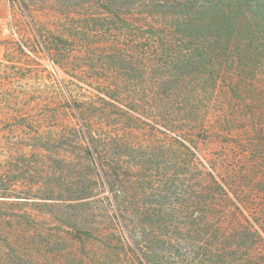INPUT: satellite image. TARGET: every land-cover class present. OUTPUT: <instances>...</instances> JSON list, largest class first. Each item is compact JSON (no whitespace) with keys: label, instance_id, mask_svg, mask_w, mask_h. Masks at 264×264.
Listing matches in <instances>:
<instances>
[{"label":"rangeland","instance_id":"obj_1","mask_svg":"<svg viewBox=\"0 0 264 264\" xmlns=\"http://www.w3.org/2000/svg\"><path fill=\"white\" fill-rule=\"evenodd\" d=\"M148 2L0 0V264H128L112 189L157 264H264V53L209 87Z\"/></svg>","mask_w":264,"mask_h":264},{"label":"trees","instance_id":"obj_2","mask_svg":"<svg viewBox=\"0 0 264 264\" xmlns=\"http://www.w3.org/2000/svg\"><path fill=\"white\" fill-rule=\"evenodd\" d=\"M143 8L153 19V26L160 29L155 34L162 50L159 57L176 59V67L181 69L192 67L209 87L217 81L212 73L227 68L228 62L235 61L234 57L241 61L248 57L255 60L254 57L264 53V0H149ZM168 36L188 45L189 49L173 50L176 45L166 44ZM112 192L113 207L125 232V237L117 240L128 256V264H157L161 254L143 250L136 235L138 224L134 222L127 232L122 191L112 189ZM97 260L101 264L98 255Z\"/></svg>","mask_w":264,"mask_h":264}]
</instances>
